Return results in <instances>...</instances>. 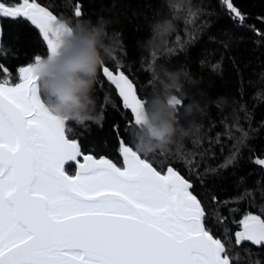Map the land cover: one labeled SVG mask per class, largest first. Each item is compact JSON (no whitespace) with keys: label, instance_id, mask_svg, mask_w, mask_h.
<instances>
[{"label":"snow or ice","instance_id":"obj_1","mask_svg":"<svg viewBox=\"0 0 264 264\" xmlns=\"http://www.w3.org/2000/svg\"><path fill=\"white\" fill-rule=\"evenodd\" d=\"M223 4L243 23L232 0ZM74 15H83L80 7ZM0 18L34 26L49 56L56 54L57 38L71 34L38 0H0ZM42 57L19 67L16 83L0 65V264H232L225 242L206 226L193 183L174 167L158 170L123 138L118 167L83 154L77 140L66 137L71 129L48 111L33 74ZM101 71L130 110L129 126L143 127L146 101L137 84L118 66ZM73 161L78 171L70 176L65 167ZM255 162L264 165V159ZM233 223L237 246H264L262 215L248 212Z\"/></svg>","mask_w":264,"mask_h":264},{"label":"trees","instance_id":"obj_2","mask_svg":"<svg viewBox=\"0 0 264 264\" xmlns=\"http://www.w3.org/2000/svg\"><path fill=\"white\" fill-rule=\"evenodd\" d=\"M38 2L59 19L73 23L89 20L95 24L101 17L108 21L105 35L113 56L100 65L93 91L101 122L66 131L67 137L76 139L83 153L106 156L122 166L118 141L123 138L134 148L131 132L138 127L129 126L131 113L102 76V66L125 71L146 106L159 89L152 70L163 66L180 72L184 95L176 93L169 99L181 101L175 105L180 123L197 121L199 138H184L179 150L174 146L171 152L141 154L142 158L147 157L158 170L172 166L193 183L205 208L206 226L225 242L232 264H264V246L235 244L239 228L233 223L248 212L264 218V165L255 162L264 159V36L256 31L264 33V0H232L245 16L243 23L223 0ZM76 7L82 10L80 18L74 15ZM165 19L171 21L166 39L151 49L146 47L153 37L151 26ZM0 24V65L16 83L18 68L35 54L46 56V45L27 22L1 18ZM0 78H4L2 71ZM193 101L198 108L192 117H185L184 107ZM66 171L73 174L74 167L67 166Z\"/></svg>","mask_w":264,"mask_h":264},{"label":"clouds","instance_id":"obj_3","mask_svg":"<svg viewBox=\"0 0 264 264\" xmlns=\"http://www.w3.org/2000/svg\"><path fill=\"white\" fill-rule=\"evenodd\" d=\"M60 23L70 28L71 34L57 38L56 54L43 56L33 64L42 98L48 111L69 129L99 124L102 113L96 111L93 91L100 65L113 56L112 45L105 35L108 21L101 17L95 24L89 20L73 23L62 17ZM151 31L153 37L145 44L150 49L155 42L163 43L171 31V21H157ZM65 38L68 47L58 52ZM152 75L158 80L159 89L146 106L147 122L131 132L135 150L144 156L171 152L174 146L179 150L184 138L198 139L200 135L197 121L193 118L186 124L180 123L176 106L169 103V97L176 93L184 95L181 73L159 66L152 70ZM197 108L195 101L189 103L184 107V116L192 117Z\"/></svg>","mask_w":264,"mask_h":264},{"label":"water","instance_id":"obj_4","mask_svg":"<svg viewBox=\"0 0 264 264\" xmlns=\"http://www.w3.org/2000/svg\"><path fill=\"white\" fill-rule=\"evenodd\" d=\"M1 19V18H0ZM1 25V24H0ZM66 39V38H65ZM0 41H1V37H0ZM67 47H68V41H67V39H66V44H65V47L63 48V50H66L67 49ZM62 50V51H63ZM101 74H102V71H101ZM102 76H103V74H102ZM104 77V76H103ZM104 79L106 80V78L104 77ZM19 82V81H18ZM107 82V81H106ZM108 83V82H107ZM113 88H114V86H112ZM114 90H115V88H114ZM115 92H116V90H115ZM116 94H117V96H118V93L116 92ZM119 97V96H118ZM119 99L121 100V98L119 97ZM121 103H122V100H121ZM122 105H123V103H122ZM129 112H130V110H128ZM66 137H67V135H66ZM68 138V137H67ZM78 142V141H77ZM79 143V142H78ZM83 154H87V155H93L95 158H97V159H99L101 156H99V157H97V156H95L94 154H92V153H83ZM104 157H106V156H104ZM106 158H108V157H106ZM121 159H122V157H121ZM79 160H80V162H83V160H82V157L81 158H79ZM67 166H73L74 167V172H73V174H69L67 171H66V167ZM118 166V165H117ZM66 167H65V171H66V173L68 174V175H70V176H75L76 175V173H77V171H78V167H77V162H68V164L66 165ZM118 167H123V159H122V166H118ZM166 170H167V168L164 170V172H166ZM247 243H249V244H251L250 242H247ZM252 245V244H251Z\"/></svg>","mask_w":264,"mask_h":264},{"label":"rangeland","instance_id":"obj_5","mask_svg":"<svg viewBox=\"0 0 264 264\" xmlns=\"http://www.w3.org/2000/svg\"><path fill=\"white\" fill-rule=\"evenodd\" d=\"M65 44H66V39H65L64 44L61 46V49L58 50V52L63 50V48L65 47Z\"/></svg>","mask_w":264,"mask_h":264}]
</instances>
